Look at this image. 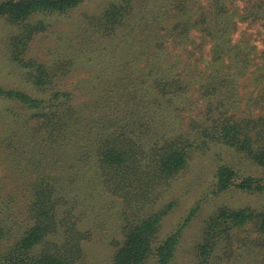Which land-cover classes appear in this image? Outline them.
Wrapping results in <instances>:
<instances>
[{
	"label": "trees",
	"instance_id": "obj_1",
	"mask_svg": "<svg viewBox=\"0 0 264 264\" xmlns=\"http://www.w3.org/2000/svg\"><path fill=\"white\" fill-rule=\"evenodd\" d=\"M85 1L0 0V20L18 28L6 51L45 95L0 86L2 101L24 114L4 116L11 121L0 128V148L25 161L27 176L10 188L0 183V264H76L104 237L115 249L111 264H143L151 255L172 264L181 229L158 241L172 204L151 206L191 153L220 144L264 169V49L252 32L264 27V0L112 1L84 20L65 63L62 53L35 57L31 44L46 24L34 18ZM95 57L117 62L116 101L90 109L76 104L67 78ZM215 175L220 191H264L229 165ZM240 255L264 264V210L223 208L207 222L199 263L236 264Z\"/></svg>",
	"mask_w": 264,
	"mask_h": 264
},
{
	"label": "rangeland",
	"instance_id": "obj_2",
	"mask_svg": "<svg viewBox=\"0 0 264 264\" xmlns=\"http://www.w3.org/2000/svg\"><path fill=\"white\" fill-rule=\"evenodd\" d=\"M112 1L117 0H86L80 8L71 13L37 15L33 21H43L46 24V30L33 40L31 44L32 54L44 61H49L62 53V61L65 63L64 56L70 52H75L80 46L83 34V32L81 33V25H83L84 20L89 17H97L102 9ZM151 3H153L152 0H145L143 4L151 5ZM245 28V24L240 25L234 39H238L240 31ZM17 31L18 28L15 25L0 20V86L6 89L23 90L37 97H44L45 95L32 85L27 71L13 63L6 51L11 37ZM252 32L257 34L258 49L263 50L264 27L257 26ZM86 41L88 48L99 47L93 45L95 39H87ZM121 53L119 51V54L116 55L117 62L121 60ZM207 58L206 56L205 59ZM68 59L69 57H67ZM94 60L93 63H83L76 74L69 79L67 78L70 84L77 86L79 94L76 104L84 105L90 109L95 104L101 106L106 102L112 104L116 101L113 82L118 77L117 62L114 61V57H95ZM80 62L82 60L78 61V63ZM71 73L73 74V71ZM103 96L106 100L102 99ZM2 100L4 99L0 98V128L6 120L11 121V119L5 118V115L22 114V110L20 111L13 103ZM105 111L110 112L108 109ZM24 164V160L17 161L14 157H9L8 152L0 148V183L3 182L10 188L17 181H23L27 177L21 173ZM223 164L229 165L237 171L239 179L253 177L264 183L263 168L254 166L233 149L217 144L212 145L210 149H206L204 152L194 150L190 155L187 168L172 178L168 185L156 191L159 195L157 201L151 206V211H158L165 205L172 204L171 209L162 220L158 241L164 240L172 232L181 229L180 243L172 264H200L197 257V246L203 241L207 222L218 210L223 208L228 210H264V191L244 192L239 191L234 186L222 191L217 188L216 169ZM192 211L194 214L188 224L183 225L184 220L189 217ZM110 238L96 239L87 244L84 258L76 264H111L115 249ZM115 238L118 240L119 236L117 235ZM241 255L236 256V260H234L236 264H259L255 259L250 260ZM227 263L223 262L222 264ZM143 264H157L155 256L151 255Z\"/></svg>",
	"mask_w": 264,
	"mask_h": 264
}]
</instances>
